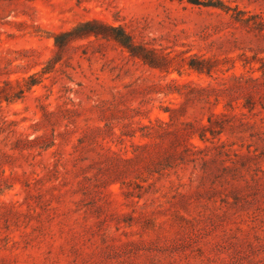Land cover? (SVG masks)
Here are the masks:
<instances>
[{
	"label": "rangeland",
	"instance_id": "374dc122",
	"mask_svg": "<svg viewBox=\"0 0 264 264\" xmlns=\"http://www.w3.org/2000/svg\"><path fill=\"white\" fill-rule=\"evenodd\" d=\"M0 264H264V0H0Z\"/></svg>",
	"mask_w": 264,
	"mask_h": 264
},
{
	"label": "trees",
	"instance_id": "16d2710c",
	"mask_svg": "<svg viewBox=\"0 0 264 264\" xmlns=\"http://www.w3.org/2000/svg\"><path fill=\"white\" fill-rule=\"evenodd\" d=\"M204 5L207 6H222L220 3H211L206 1ZM102 37V38H112L117 41L123 47L128 49L131 55L133 56H145L142 55V51L147 52L140 45L133 43L131 36L119 25L107 24L98 19H89L78 22L70 30L58 32L53 35L54 45L61 49L66 46L70 41L82 38V37ZM189 66L197 71H201V67L190 63ZM29 81L27 82V88H30L32 85L37 84L38 80L34 78V74L28 76Z\"/></svg>",
	"mask_w": 264,
	"mask_h": 264
}]
</instances>
